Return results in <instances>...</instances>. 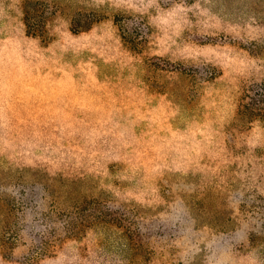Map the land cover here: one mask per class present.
<instances>
[{"label":"rangeland","instance_id":"rangeland-1","mask_svg":"<svg viewBox=\"0 0 264 264\" xmlns=\"http://www.w3.org/2000/svg\"><path fill=\"white\" fill-rule=\"evenodd\" d=\"M0 264H264V0H0Z\"/></svg>","mask_w":264,"mask_h":264}]
</instances>
